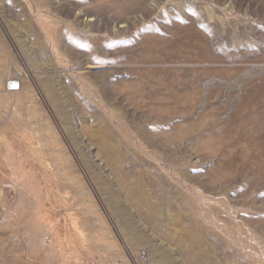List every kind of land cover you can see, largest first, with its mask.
Instances as JSON below:
<instances>
[{
  "label": "rangeland",
  "instance_id": "1",
  "mask_svg": "<svg viewBox=\"0 0 264 264\" xmlns=\"http://www.w3.org/2000/svg\"><path fill=\"white\" fill-rule=\"evenodd\" d=\"M0 264H264V0H0Z\"/></svg>",
  "mask_w": 264,
  "mask_h": 264
},
{
  "label": "water",
  "instance_id": "2",
  "mask_svg": "<svg viewBox=\"0 0 264 264\" xmlns=\"http://www.w3.org/2000/svg\"><path fill=\"white\" fill-rule=\"evenodd\" d=\"M12 87L17 88L18 87V83L14 82Z\"/></svg>",
  "mask_w": 264,
  "mask_h": 264
},
{
  "label": "bare ground",
  "instance_id": "3",
  "mask_svg": "<svg viewBox=\"0 0 264 264\" xmlns=\"http://www.w3.org/2000/svg\"><path fill=\"white\" fill-rule=\"evenodd\" d=\"M162 87V86H161ZM166 89V88H165ZM171 90V89H170Z\"/></svg>",
  "mask_w": 264,
  "mask_h": 264
}]
</instances>
